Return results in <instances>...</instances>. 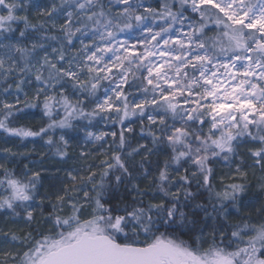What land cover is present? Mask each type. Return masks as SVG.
Masks as SVG:
<instances>
[{
	"label": "snow or ice",
	"instance_id": "6c2138e0",
	"mask_svg": "<svg viewBox=\"0 0 264 264\" xmlns=\"http://www.w3.org/2000/svg\"><path fill=\"white\" fill-rule=\"evenodd\" d=\"M0 264H264V0H0Z\"/></svg>",
	"mask_w": 264,
	"mask_h": 264
},
{
	"label": "rangeland",
	"instance_id": "374dc122",
	"mask_svg": "<svg viewBox=\"0 0 264 264\" xmlns=\"http://www.w3.org/2000/svg\"><path fill=\"white\" fill-rule=\"evenodd\" d=\"M254 184H255V182H254ZM251 192L256 194V195H260L258 188H256L255 186L251 189Z\"/></svg>",
	"mask_w": 264,
	"mask_h": 264
},
{
	"label": "trees",
	"instance_id": "16d2710c",
	"mask_svg": "<svg viewBox=\"0 0 264 264\" xmlns=\"http://www.w3.org/2000/svg\"><path fill=\"white\" fill-rule=\"evenodd\" d=\"M28 147H31V144H28Z\"/></svg>",
	"mask_w": 264,
	"mask_h": 264
}]
</instances>
